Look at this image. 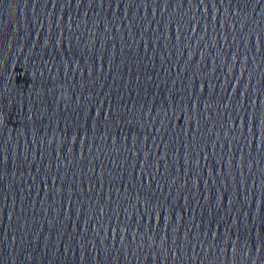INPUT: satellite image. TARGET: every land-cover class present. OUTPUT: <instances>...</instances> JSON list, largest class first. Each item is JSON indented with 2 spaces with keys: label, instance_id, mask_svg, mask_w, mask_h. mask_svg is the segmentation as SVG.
Here are the masks:
<instances>
[{
  "label": "water",
  "instance_id": "water-1",
  "mask_svg": "<svg viewBox=\"0 0 264 264\" xmlns=\"http://www.w3.org/2000/svg\"><path fill=\"white\" fill-rule=\"evenodd\" d=\"M0 264H264V0H0Z\"/></svg>",
  "mask_w": 264,
  "mask_h": 264
}]
</instances>
